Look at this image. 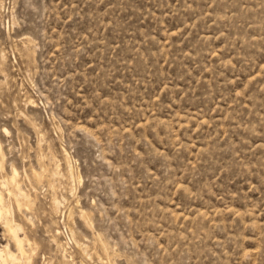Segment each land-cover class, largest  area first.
I'll return each instance as SVG.
<instances>
[{
  "label": "rangeland",
  "instance_id": "obj_1",
  "mask_svg": "<svg viewBox=\"0 0 264 264\" xmlns=\"http://www.w3.org/2000/svg\"><path fill=\"white\" fill-rule=\"evenodd\" d=\"M0 198L14 264H264V0H0Z\"/></svg>",
  "mask_w": 264,
  "mask_h": 264
},
{
  "label": "bare ground",
  "instance_id": "obj_2",
  "mask_svg": "<svg viewBox=\"0 0 264 264\" xmlns=\"http://www.w3.org/2000/svg\"><path fill=\"white\" fill-rule=\"evenodd\" d=\"M10 184L11 185H15V181H14V178H12L10 180ZM20 195V194H19ZM17 196V195H16ZM19 197V196H18ZM21 197V195H20ZM23 197V196H22ZM25 197V196H24ZM26 198V197H25ZM18 201V199L16 200ZM0 204H1V198H0ZM5 211L3 209H0V216L4 213ZM5 225H6V228H7V232L8 234L12 237L14 243H15V246L17 248V251L18 253L23 256L24 254V251H23V240L19 239L16 235V231L12 229V227L9 225V222L8 220H6L5 222ZM16 257H13L9 251L7 250H0V263L1 264H14V261L16 260L15 259Z\"/></svg>",
  "mask_w": 264,
  "mask_h": 264
}]
</instances>
